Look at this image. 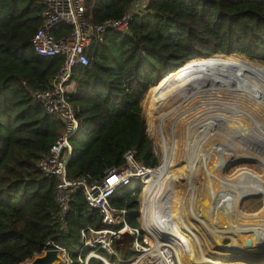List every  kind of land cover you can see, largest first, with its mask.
I'll return each mask as SVG.
<instances>
[{
	"label": "trees",
	"instance_id": "1",
	"mask_svg": "<svg viewBox=\"0 0 264 264\" xmlns=\"http://www.w3.org/2000/svg\"><path fill=\"white\" fill-rule=\"evenodd\" d=\"M133 1L88 0L87 17L94 23L119 18ZM145 9L133 16L127 33L107 31L90 47L88 65L73 70L76 89L69 101L80 128L70 138L69 178L99 177L122 164L129 150L136 161L158 165L140 101L159 79H177L191 61L217 54L264 62V0H148ZM41 12L37 0H0V264H22L47 240L71 248L82 227L101 226L80 190L71 196L67 232L58 233L51 223L54 181L36 162L48 152L60 123L32 101L26 87L47 88L63 57L41 56L32 48ZM70 29L58 26L54 35ZM141 188L125 186L111 197L129 211L132 226L139 225ZM143 195L144 190L140 201Z\"/></svg>",
	"mask_w": 264,
	"mask_h": 264
},
{
	"label": "bare ground",
	"instance_id": "2",
	"mask_svg": "<svg viewBox=\"0 0 264 264\" xmlns=\"http://www.w3.org/2000/svg\"><path fill=\"white\" fill-rule=\"evenodd\" d=\"M191 62L182 81L159 80L144 95L148 129L162 154L161 165L148 174L145 207L154 210L156 223L167 230L171 229L165 222L167 215L173 220L179 215L187 223L189 238L179 243L185 246L181 247L184 260L194 255L199 262L214 264L211 258L226 255L231 246L236 253H262L264 108L255 95L263 92L259 76L264 67L238 56ZM251 161L258 165L227 173L231 166ZM249 198H260L262 208L246 213L241 201ZM171 235L176 241L180 238ZM225 240L230 243L223 245ZM194 241L215 248L211 253L199 252Z\"/></svg>",
	"mask_w": 264,
	"mask_h": 264
},
{
	"label": "built area",
	"instance_id": "3",
	"mask_svg": "<svg viewBox=\"0 0 264 264\" xmlns=\"http://www.w3.org/2000/svg\"><path fill=\"white\" fill-rule=\"evenodd\" d=\"M87 1L37 0L42 6V22L30 40L32 48L41 56L60 55L63 63L50 79L47 88L26 89L32 101L40 104L46 114L55 117L60 123L59 134L50 144L48 152L36 162V168L43 176L54 181L55 210L50 217L52 225L58 233L67 232L71 196L80 190L89 215L97 216L101 226L82 227L78 243L68 249L47 240L40 253L48 250L60 251L63 264H89L92 259L103 264H180L172 235H165L164 230H158L156 213L152 208L144 209L139 199L136 218L139 225L132 226L127 222L129 211L111 204V197L120 188L141 183L143 189L147 183L149 171L153 167L136 161L133 151H126L122 164L107 168L99 177L87 174L76 178L67 176V164L72 156L70 138L80 128L77 110L69 101L76 89L73 70L76 66L88 65L90 47L102 42L107 31L127 33L133 16L145 13L148 2L134 0L128 12L121 17L94 23L87 17ZM61 25H67L71 29L57 37L54 30ZM124 234L130 236L128 251L134 254L129 260L121 259L128 251L121 254L115 244ZM162 234L165 237L159 238Z\"/></svg>",
	"mask_w": 264,
	"mask_h": 264
},
{
	"label": "rangeland",
	"instance_id": "4",
	"mask_svg": "<svg viewBox=\"0 0 264 264\" xmlns=\"http://www.w3.org/2000/svg\"><path fill=\"white\" fill-rule=\"evenodd\" d=\"M229 56H238L239 58H242V59H247L246 57H244V56H241V55H229ZM213 57H215V56H213ZM213 57H211V58H213ZM247 60H249V59H247ZM249 61H253L255 64H257V66L258 67H264V62H261V61H258V60H249ZM193 62V61H192ZM191 62V63H192ZM189 66H190V63L188 64V66H187V69H186V71L184 72V73H182V75L181 76H179V78H177V79H174L176 82H179V81H182L185 77H187L188 75H186L187 74V72H188V68H189ZM251 72L253 71V70H250ZM254 72V71H253ZM184 76V77H183ZM262 76V77H261ZM261 77V78H260ZM259 78L262 80V82H263V84H264V74H263V72L260 74V76H259ZM159 80H162V78L161 79H159ZM228 80H230V78L228 77ZM158 82V81H157ZM264 88H263V92H261V93H257L255 96L258 98V100L256 101V103H259L258 105H260L261 104V107L262 108H264ZM145 95V94H144ZM259 96V97H258ZM143 100H144V96H143V98H142V100L140 101V107H141V111H142V114H143V116H144V119H145V123H146V132H147V135L149 136V138H151V140H152V144H153V153H154V155L159 159V163H158V165L157 166H160L161 165V161H162V154H161V149L159 148V146L158 145H156L155 144V141H154V134L152 133L151 135H150V132H149V129H148V124H147V121H146V116L144 115V111H143V107H142V102H143ZM255 105H257V104H255ZM261 109V108H260ZM262 111H264V109L262 110ZM258 112H260L259 110H258ZM261 114V113H260ZM244 155V156H243ZM245 154L244 153H242L241 154V157H243V158H245ZM237 165H240V166H237ZM247 165V166H246ZM256 165H258L257 163H255L254 161H251V162H249V163H243V162H239V163H237V164H235V165H233V166H231L228 170H227V173L228 174H232L233 172H235L237 169H238V167H244V168H249V169H251V167H253V166H255L256 167ZM156 166V167H157ZM246 166V167H245ZM154 168H155V166H154ZM254 168V167H253ZM264 170H262L261 172H262V174H264V172H263ZM148 184H145V186H144V188L142 189L141 188V191H140V193H139V199H140V194H141V192L144 190V195H143V197H142V199H141V202L143 203V205H144V209H145V199H146V197L148 196V186H147ZM242 202V206H243V210L246 212V213H253V212H257L260 208H262V200L260 199V198H249V199H244V200H242L241 201ZM112 204V203H111ZM114 207H117V206H115L114 204H112ZM255 210V211H254ZM167 214H169V213H167ZM171 215V214H170ZM166 220H165V222H166V225H167V227H170L171 229H172V227H174L175 229L174 230H177V231H174V230H172L171 231V229L170 230H167L164 226V224H157L156 223V225H157V227H158V230H164L165 231V235H171V233L173 232V234H175L176 236L178 235V236H180V238H177V239H179L178 241H176L172 236V242H173V244H174V247L177 249L176 250V254H177V259H178V262L180 263V264H191V262H196L197 264H208L207 262H202V261H200L199 262V260L198 259H196L195 257H194V255H192V256H189V258H188V255H187V257H185L184 256V258L186 259V260H184V259H182V256H181V247H185V246H183V245H180L179 243H181L183 240H180L181 238H189L188 236H189V231L186 229V227H184L183 225H185V226H187V223H185L184 221H183V219H180L179 218V215H177L176 216V219H172V218H170V216L169 215H167V217H164ZM170 219H172V220H170ZM177 221V223L175 224V222ZM180 220V221H179ZM182 221H183V223H182ZM164 225V226H163ZM163 226V227H162ZM190 227H192V226H190ZM201 228V227H200ZM204 230V229H203ZM203 230H201V232H203ZM159 233H161L160 231H158ZM177 232V233H176ZM182 232V233H181ZM191 233V232H190ZM181 234V235H180ZM194 235V234H193ZM195 235H197V234H195ZM159 238L160 237H165L163 234L162 235H159L158 236ZM199 241V240H198ZM198 241H194V248L196 247V249H198V251L199 252H202V251H208L209 250V252L208 253H211L212 252V250H213V248H215V247H213L214 245L213 244H211L209 247L210 248H208L207 246H205V245H202V243L201 242H199L198 243ZM230 242L229 241H226L225 240V242L223 243V245H228ZM199 244H200V246H199ZM247 247V246H246ZM246 247H244L243 249L244 250H246V251H249L250 250V248H246ZM223 248H228V247H223ZM230 249H231V251L230 252H228L229 251V249H227L226 250V255H223L222 257H217V259H214L213 260V258H211L212 259V262L211 263H214V264H264V251L262 252V253H259V254H257V253H253V252H247V253H245V252H239V253H236V252H232V246L230 247ZM225 251H223V252H221V253H224ZM220 253V252H219ZM250 253V254H249ZM134 254H133V252L132 251H128L125 255H122L121 256V259H123V260H129L132 256H133ZM182 255H184V254H182ZM205 255H206V252H205ZM218 256V253L216 252L215 253V256ZM107 256V255H106ZM181 256V257H180ZM207 258V255H206V257L204 256L203 257V261H204V259H206ZM219 258V259H218ZM223 259V260H222ZM183 260V261H182ZM114 261L115 262H117V263H120L118 260H116V259H114ZM198 261V262H197ZM209 261H211V260H209ZM195 263V264H196Z\"/></svg>",
	"mask_w": 264,
	"mask_h": 264
},
{
	"label": "water",
	"instance_id": "5",
	"mask_svg": "<svg viewBox=\"0 0 264 264\" xmlns=\"http://www.w3.org/2000/svg\"><path fill=\"white\" fill-rule=\"evenodd\" d=\"M215 56H223L217 54ZM130 236L124 234L120 239H117L115 244L118 247L121 254H125L130 247ZM250 245V241L246 242ZM64 259L62 258L60 251L48 250L42 253L34 254L30 259L24 261L22 264H63Z\"/></svg>",
	"mask_w": 264,
	"mask_h": 264
}]
</instances>
